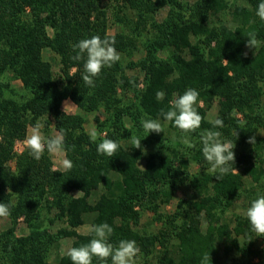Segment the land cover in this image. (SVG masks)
Segmentation results:
<instances>
[{
  "label": "trees",
  "instance_id": "trees-1",
  "mask_svg": "<svg viewBox=\"0 0 264 264\" xmlns=\"http://www.w3.org/2000/svg\"><path fill=\"white\" fill-rule=\"evenodd\" d=\"M260 2L0 0V202L8 205L11 222L0 233V264H72L60 254L61 240L73 238L72 247H80L93 238L92 227L104 222L114 230L113 245L136 241L141 264L147 259L201 264L205 253L212 264H264V237L256 236L245 216L251 201L264 195ZM164 7L167 15L159 20ZM251 32L260 41L256 50L246 46ZM96 35L114 38L120 59L105 66L90 87L81 78L84 59H72L73 46ZM45 48L59 56L58 72L44 58ZM140 50L144 55L127 65L144 70L143 87L121 59ZM188 88L199 92L195 107L202 116L200 128L187 134L194 147L185 145L186 134L160 114ZM158 91L162 100L156 99ZM67 98L77 105L76 113L64 114ZM215 102L222 128L207 118ZM88 113H95L96 142L85 127ZM142 118L158 119L165 133L147 135ZM37 121L41 131L54 127L63 134L70 170L54 172L47 151L39 160L25 147L17 151V142ZM207 130L219 131L221 140L235 147L232 171L222 179L207 171L201 143ZM132 136L141 139V148H133ZM253 136L254 145L248 142ZM104 138L118 143L114 157L98 154ZM181 188L189 195L167 210ZM73 190L83 194L75 196ZM240 203L244 213L229 214ZM52 209L66 222L56 231L50 228ZM146 211L152 213L148 223L142 222ZM88 219L90 231L80 233L77 228ZM22 220L26 228L19 232ZM92 264L102 262L93 257Z\"/></svg>",
  "mask_w": 264,
  "mask_h": 264
},
{
  "label": "clouds",
  "instance_id": "clouds-1",
  "mask_svg": "<svg viewBox=\"0 0 264 264\" xmlns=\"http://www.w3.org/2000/svg\"><path fill=\"white\" fill-rule=\"evenodd\" d=\"M256 15L264 20V0L258 5ZM247 47L256 50L259 47L260 41L257 39L256 33L248 34ZM114 38L100 36H92L90 38L81 39L73 46L76 54L72 57L73 60L84 59V72L81 76L83 82L90 86H95V77H98L102 69L107 66L111 67L119 61L120 55L116 51ZM247 52L244 53L247 56ZM255 55V52H254ZM164 97L163 91L156 93V99L162 100ZM199 92L194 88H188L182 95L175 96L169 102V109L165 111L161 109V116L167 122H172L182 133L186 135L183 138V143L188 147H194L188 138L187 134L195 132L200 128L202 116L197 112L195 105L197 104ZM74 105L66 101L63 106L64 114L67 112L68 106ZM213 127H223V120L216 118L209 121ZM142 127L147 133L155 132L157 134L164 132V126L158 119H143L141 120ZM43 124L37 121L26 135L23 144L34 159L39 160L44 155L45 151L49 156H61L65 151L64 136L62 133H55L51 137L42 135L41 129ZM146 135V136H147ZM90 140L96 142L98 134L96 131L89 133ZM145 136V137H146ZM249 143L253 145L255 137L249 138ZM131 143L133 148L139 149L142 147L141 139L132 136ZM202 154L210 167L208 172L218 179L232 171L231 163L235 162L236 156L233 145L229 142L221 140L219 131L207 130L201 133ZM119 145L112 139L104 138L97 145V152L101 155L114 157ZM167 154V153H166ZM73 164L70 159L64 158L60 161L59 168H53L54 172L61 170H70ZM9 215V207L7 204L0 202V217ZM245 216L250 223L251 230L257 237H264V195H258L253 199L250 206L245 211ZM113 228L107 222L94 225L91 232L93 238L87 244L80 247H71L67 250V256L70 257L72 264H92L93 257L98 258L102 264H107L111 258V264H136V258L140 253V249L134 240L122 239L118 246L109 242V237L113 233ZM201 264H212V257L208 253L203 254Z\"/></svg>",
  "mask_w": 264,
  "mask_h": 264
},
{
  "label": "rangeland",
  "instance_id": "rangeland-1",
  "mask_svg": "<svg viewBox=\"0 0 264 264\" xmlns=\"http://www.w3.org/2000/svg\"><path fill=\"white\" fill-rule=\"evenodd\" d=\"M183 1L194 2L195 0H183ZM167 12H168V7L162 8L160 10L159 14H158L159 20H162L167 15ZM117 30H118V26L117 25H113L111 27V32H115ZM43 55H44V58L46 60L50 61L53 64L55 71L58 72L59 71V66H60L59 56L56 55L51 49H48V48L44 49ZM143 55H144V51L140 50V51H136L133 54L132 57L124 55V54L121 57L124 65L127 66L126 67V73H128L129 75H136V76L139 77V80H140V83H141L140 87H143V85H144L143 84L144 74H145L144 70H142L140 67H137V66L128 67L127 63L129 61H131V60H133V61L139 60ZM161 55L164 56L165 53H162ZM13 83L16 86L21 85V82L18 81V80L13 81ZM63 106L64 105H62V109H63ZM77 111H78V108H77ZM217 113H218V104H217V102H215L210 107V109L208 110L207 118L209 120H214L216 118V116H217ZM99 114L101 115L102 118L106 117V114H105V112L103 110L100 111ZM94 115H95V113H88L87 116H86L85 127H86L88 132L96 131L97 122L94 119ZM29 128H32V127H29ZM41 132H42V135L45 136V137H51L55 133H58L57 130L54 127H51V129L48 132H45V131H41ZM260 135L264 137V129L260 130ZM175 136L176 135H174V137ZM24 147L25 146L23 144V141H18L17 142V151L18 152H21L24 149ZM50 157H51V159L53 161V168L54 167L55 168H59L60 167V161L62 159H64V158H67V155H66V151H64L61 156H50ZM144 163H145L144 161H141V166L142 167L144 166ZM197 169H198V164H196V163L192 164L191 170L194 172ZM61 171H63V170H61ZM72 194L75 195V196H80L83 193L81 191H79V190H73ZM188 195H189V193H188V191L185 188L179 189L175 193V195L173 196L171 203L166 207V209L167 210H174V208L176 207V205L179 202V200L181 198L185 197V196H188ZM231 212L244 213V209L242 208L241 203L236 205V207L233 208L232 211H229V214ZM56 213H57V210L56 209H52L51 214H49L50 218H54L55 219L54 223L50 226L51 230H53V231H56L58 228L66 225V222H64L62 219L56 218V216H55ZM151 217H152V213H150L148 211L144 212L143 213L142 222H147V223L150 222L151 221ZM10 225H11V222H10V219L8 217H0V233L2 231L6 230ZM19 228H20L19 232H21L22 228H26V223L23 220L20 222ZM90 229H91V224L89 222V219H88L87 223H85L84 225H81L80 227L77 228V230L80 233H83V234L88 233L90 231ZM72 243H73V238L66 237V238L62 239L61 240V244H60V250H59L60 254L61 255H66L67 250L72 247ZM142 260H144V258H142ZM136 261H137L136 264H139V263L141 264L142 263L141 258L136 259ZM143 262H144L143 264H151V262L148 259L144 260Z\"/></svg>",
  "mask_w": 264,
  "mask_h": 264
},
{
  "label": "crops",
  "instance_id": "crops-1",
  "mask_svg": "<svg viewBox=\"0 0 264 264\" xmlns=\"http://www.w3.org/2000/svg\"><path fill=\"white\" fill-rule=\"evenodd\" d=\"M66 101L71 102V103L74 104V105H69L68 106L67 112L68 113H75L77 111V105L70 98L65 99L64 102H63V105H64V103ZM30 130H31V128H29L28 133L30 132Z\"/></svg>",
  "mask_w": 264,
  "mask_h": 264
}]
</instances>
